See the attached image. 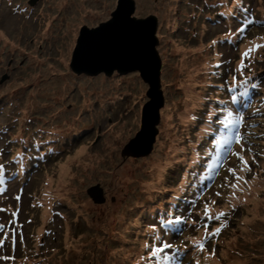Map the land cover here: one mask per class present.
<instances>
[{"label":"rangeland","instance_id":"rangeland-1","mask_svg":"<svg viewBox=\"0 0 264 264\" xmlns=\"http://www.w3.org/2000/svg\"><path fill=\"white\" fill-rule=\"evenodd\" d=\"M19 1L26 2L27 0ZM42 1L43 0L35 2L37 3L36 7L40 5V18L39 14H37L32 15L28 20L24 18V20L22 15L17 18L18 12H13L15 10L13 4L9 2V7L6 0H0V35L2 34L4 37L0 41V78L2 74L12 72V76L6 80L5 83L0 84V134L6 135L10 133V136H12V132L15 130L16 132L21 131L20 133L23 135L26 134L25 137H21L20 133L15 136L20 138L11 142L10 147L13 150V156L7 160H16L13 157L20 152L30 153L25 150V146L28 141L31 140L33 133L40 131L37 134L39 138L41 136L46 138V135L50 133H57L64 137L65 140L67 139L66 141L68 142L69 138H74L72 133L75 131L74 129L77 126V121H74L71 128L67 129L57 126L58 124L63 123L64 120H71L72 117H75V119L85 118V120L88 119L90 122L94 121L93 124L86 122V125L83 126L89 130H84L87 134L81 139V143L76 145L73 149L65 148V150H68L66 158L60 160L54 168L53 166H49L52 170L48 173L41 174L39 180L35 183V186L38 185L37 189H40V185L44 183L46 178L54 185L62 184L59 183L62 179L59 177L60 170L58 168L68 162V160L74 156L73 153L76 154L81 147H88L86 151V155L90 158V160L87 161L88 166L83 167L80 161L70 162V174L76 172V175L71 176L73 180L72 184H69V175L66 176V180L63 182L64 187L71 186L75 188L65 197L64 202L68 205V209H66L64 205L61 207L67 219H60L58 213H56L54 218L52 216L49 217L53 218L54 222L57 221L56 228L58 229V233H55L56 237H51V243L53 244L49 247V253L51 254L49 262L53 259V264H132L136 252L134 251L133 245L135 241L130 237L136 236L141 229L138 226H133L134 222H138L135 216L137 214L144 216L143 213L146 208L147 212H149L156 208H154V206H159V204H163L167 201L168 199L165 198L152 200L157 194V191L163 187L162 185H158V178H160V180L163 178L168 180L165 173L169 168L179 170L185 164L190 163L188 153H181V143L176 136V134L179 135L180 133L185 134L188 132V130H186L188 118H185V120L183 119V129L176 131L177 118L172 115H167L166 113V111L175 113L173 109L179 106L181 91L176 87L177 79L181 76V73L183 79L180 81H185L187 83L188 78L183 70H198L206 65L205 62L208 60L207 58L210 57V49L208 48L209 44L212 43L213 38L211 37L219 35L222 27L219 24L212 26L211 23H206V25H203L201 32L200 27L194 32L193 28L198 25V20L193 23H191V20L197 11L196 4L198 0H162L161 2H155L154 0H135V15L137 17L147 18L148 16L150 17L156 14L160 19L157 30L159 36L157 48L161 52L165 65L163 89L164 91L166 90L165 95L167 93L169 105V107L166 109L163 108L161 111L162 117L159 123L161 133H159L158 136L160 140H158L156 149L154 148V151L150 155L138 158L128 154L126 155V153L123 154L122 149L125 144L130 143L129 138L132 136L133 138L136 137V133L141 128V118L138 108L148 101L149 97L146 94L148 85H143V89L139 90V95L138 89H136L137 85L134 84V82H136V79L141 81V78L138 77L139 74L135 72L126 75L114 73V75L108 77L103 74L97 76L85 75L86 78H80V82L77 81V83H75L72 75L76 73L73 72L70 67L72 53L76 46L81 27L83 25L92 27L98 22L106 21L109 18L111 19V13L117 8L119 0H95L96 2L92 0ZM209 2L214 1L210 0ZM105 4L109 5L103 7ZM203 4L204 2L201 0L199 2L200 10ZM56 5L57 7L55 8ZM248 5L249 2L244 4V6ZM124 6L126 8V13H128L130 7H128V4L127 6L124 4ZM263 7L264 0H261L257 7L259 12H264ZM10 10L13 13H11ZM236 20L239 21L238 19ZM151 23V21L146 22L144 30H141V32L148 31L147 29L150 30L152 27ZM55 24H57L58 27ZM53 27L54 29H52ZM185 27L190 30L188 31L190 33L183 35L187 37L191 35L192 39H183L182 42L184 43L173 40L174 35H182ZM208 28H210L209 32ZM27 29H29V33L26 32ZM54 35H57V38H52ZM203 35L205 36L203 37ZM177 38L182 39V37ZM252 39L253 36L244 39V43L239 50L240 53L254 45V42L251 41ZM263 40L264 39H259L255 42L261 44L260 41ZM13 43H16L15 48L10 46ZM137 43H139L138 40ZM97 47L98 49L104 48V45L100 42ZM109 51L110 50H108V52ZM255 52L264 59V48H260ZM114 55L115 53L111 56L108 55L106 58L108 64L112 65V62L115 61H131L127 58L119 59V54L117 57ZM132 57L135 59V62H141L136 56ZM10 61L11 64L6 65V63ZM49 66L52 68L47 75H42V70L48 69ZM136 74L138 75L137 77ZM77 85H81L82 89L79 93L76 92L75 94ZM185 85L186 84L183 83V86ZM138 86H141V82ZM105 87L106 92L110 95L106 103L107 106L102 110L99 117L96 116L95 119H92L90 112H87V104L95 102L94 107H96L98 102L97 97H94V93L100 92ZM196 88H198V85ZM159 91L160 87L157 88L155 92L157 93ZM34 92H37L40 96L45 92L46 97H50L51 95V104L56 102L54 109L58 107V110L62 112V109L66 106L67 109L64 111L67 112L69 117H67L65 113L64 120L56 118L57 116L53 118L51 114L53 113L55 116L58 110H53V106L50 105L49 110H46L43 114L45 120H42L41 115L38 114L41 110L38 112L32 111L37 109L40 104L44 105L45 103L36 98V96H33ZM121 92L126 98L121 97L120 101L112 103V101L117 99H112L114 96H122ZM148 93H150V91ZM201 93L205 94V91L202 90ZM42 100L46 99L43 98ZM63 100L64 103L60 106ZM130 101L132 102L130 103ZM101 107L102 106H99V108ZM126 114V118L130 121V124L127 125L126 128L131 130L129 133L130 135H128L121 142V145L115 149L116 153H113L112 149L106 150L108 147L106 141L108 138L112 139L110 134L116 128V122L117 124L124 123V116ZM98 122L103 125L100 131H97ZM101 124L98 125V129ZM43 127L48 128L49 132H44ZM7 128L12 129V131H8ZM97 135L99 136L97 137ZM24 140L26 144L23 143ZM48 147L56 148L58 146L50 145ZM6 148V141L1 139L0 152H5ZM125 148L123 150H125ZM222 150L216 152H222ZM240 151L241 150L238 152ZM8 153L9 152H5V154ZM242 154L247 162H249L251 169L250 175L257 176L264 161L260 159L259 155L255 156L247 151L246 154L245 152H242ZM125 155L127 158H123ZM178 156L182 157L181 163L177 161L176 157ZM154 157L162 160L161 172L160 170H154L155 167L150 165L151 159ZM231 160L242 170L243 166L238 157L234 155ZM16 161L21 163V160ZM251 166H254V168ZM15 167V165L12 166V168ZM4 170L2 172H4ZM159 172L160 176L158 175ZM36 174L37 173L33 171L32 167L30 172L24 175L30 176L27 181L30 185L33 184L37 178L38 174ZM259 177H261L264 182V170L260 172ZM0 180L8 181L9 179L8 177L2 176ZM97 182H102L105 191L108 193V200L103 205L94 204L86 194V188ZM241 182V187H244V191L252 194L249 201L245 200V202L248 203L247 206L250 208L256 207V211L262 213L264 211V183L261 184L263 185L261 189L259 188L261 185L255 187L257 185L256 183L253 184L255 185L253 187L247 185L244 180H241ZM16 183L17 182L11 183L8 195L13 196L19 191L18 188L15 187ZM18 184L22 187L24 186L20 183ZM234 190V188H231L226 194L221 195L220 203L225 199L235 202L234 198L229 199ZM252 190L255 193H252ZM28 192H30L29 187ZM27 194L28 193H23L20 194V196L23 198L26 197ZM30 197L32 199V193H30ZM111 197H115L114 203L110 200ZM28 201H32L31 203L33 205L39 202L34 199ZM239 202H241L240 199ZM47 204L41 207L36 206L33 209V211L36 210L38 213L35 216L39 217V223L42 225L46 224L47 214L51 211L47 207ZM139 204H142L138 208L139 211L136 210L135 213H133L132 209ZM238 205L237 203V206ZM56 206L60 205L58 204ZM13 207L21 211L26 208L27 205H19L11 199L10 201H5L3 209L8 208L12 210ZM41 212L45 215H42ZM240 212H242V214ZM80 214H83V216ZM25 216L24 214V218ZM2 217L5 220H9L8 234L13 233V229H18L17 224L20 222V217L16 216L13 217V219H9L7 211H0V220ZM234 218L237 220L239 219V221L238 223L233 221L232 226L227 231L228 235L230 229L236 226L241 229L235 228L231 233L236 235L238 232L239 236L244 235V242L233 243V245L239 246V250L237 251L238 254L233 253L234 259L241 260L242 257L248 253L264 254V218L252 221L251 212L246 210L244 215L242 207ZM12 220L15 222V228L14 226L10 228ZM60 222L62 224L59 226ZM246 226L247 228H245ZM47 227H50V225H47ZM116 232L123 235L128 240L125 241L116 234ZM66 234H68V237L64 239ZM96 234L98 237H102V239L97 238ZM27 237L28 246L25 237L23 241L19 240V242L17 239H15V241L19 243L18 245H22V242L25 244V246H23V256L32 260V256H30L32 249L30 246L38 247L39 245L33 244L34 235L31 231L28 233ZM91 237L94 240L95 238L98 240L93 246L89 247L91 253L86 251L84 246L79 248L82 258L84 259L83 261H79L78 248L75 247L72 251L70 249L73 246L72 243L83 238L81 242L90 244L92 241ZM223 242H225V239ZM58 246L61 251H59ZM71 252H73L75 258ZM64 258H66V262L62 263ZM16 264L18 263L16 262ZM225 264H234V261L228 260ZM249 264H257V262H249Z\"/></svg>","mask_w":264,"mask_h":264},{"label":"water","instance_id":"water-1","mask_svg":"<svg viewBox=\"0 0 264 264\" xmlns=\"http://www.w3.org/2000/svg\"><path fill=\"white\" fill-rule=\"evenodd\" d=\"M124 4L126 6L128 4V7H130L128 13H126ZM135 12V0H119L117 8L111 13L112 18H109L107 22H103L97 27L82 26L72 53L70 67L76 74L85 73L90 76H97L102 73H105L106 76H112L115 71L126 75L137 71L140 73L142 79L150 85V93L147 94L150 101L144 106L141 129L136 137L125 146V150H123V154L126 153V155L140 157L148 155L156 142L158 135L156 125L159 123V109L163 106V100L160 78L161 58L157 48L159 44L157 36L158 19L155 15L139 18L135 15ZM150 21L152 22L151 29L141 32V30H144L145 23ZM118 27H130L131 29L129 33L124 31L125 34L122 33L124 37L120 36L118 39L123 48H120L119 56L117 55L119 59L127 58L131 61H115L110 65L105 56L91 59H85L82 56L85 46L90 49L102 50L106 54L110 50V53L115 48L114 45H112L107 37L102 40H98V38L103 33L114 31ZM137 40L139 43H137ZM100 42H102L104 48L98 49L97 45ZM130 54L134 57L136 56L141 62H135V59ZM5 79L6 77H3V81ZM159 87L160 91L156 93L155 91ZM87 192L94 202L98 204L105 202L104 191L99 184L90 187Z\"/></svg>","mask_w":264,"mask_h":264},{"label":"snow or ice","instance_id":"snow-or-ice-1","mask_svg":"<svg viewBox=\"0 0 264 264\" xmlns=\"http://www.w3.org/2000/svg\"><path fill=\"white\" fill-rule=\"evenodd\" d=\"M225 18H228L230 16H235L234 13H225L223 14ZM209 20L215 22L212 17L208 18ZM254 23L253 19H246V21L243 23L241 27H239L235 32H233L231 29L227 33H225L224 38L221 41L213 40L212 44L215 45L217 43H227L232 45L233 47H237L239 43L242 41L246 34V30L249 28L250 25ZM260 48H264V44L256 43L251 47H248L246 50H244L241 53V62L239 65V68L237 69L238 72H243V70L248 67V64H245L244 61L247 60L251 62L252 54L257 51ZM106 53H104L102 50H95L90 49L89 47L85 46V49L82 53V56L85 59H91L94 57H101L104 56ZM219 67V66H218ZM255 77H245L244 79H238L237 84L235 86L230 85L229 86V92L231 93L230 102H235L233 104V109L228 111V116L224 119L219 121L220 124L224 125V131H221L219 134V138L213 140V143L219 145L220 149H225L227 154L235 155L238 157L241 161V164L243 166V169L251 170L250 166L248 165L247 160L244 158L242 152L245 150L243 148V145L245 143V134L242 132V129L245 124L246 120V111L251 107L252 103L254 102L255 93L260 91V81H257L256 83H253L252 81L255 80ZM223 103V102H222ZM224 108L221 109L223 111ZM195 118V117H194ZM205 131H209L208 129H205ZM58 142V141H53ZM26 143V142H25ZM47 143V142H45ZM236 144L241 145V151L235 152L234 146ZM48 153L55 152L54 148L48 147L47 149ZM2 154V152H0ZM47 153L40 154L38 159L44 160ZM23 156V154H21ZM16 160H21V157L18 156L15 158ZM223 159L227 160V156L225 155ZM21 164L24 165L23 169H20V174H23L24 169L28 167L27 164H24V161L21 160ZM5 165L3 163H0V172H2L5 169ZM215 170V162L209 165V174L212 173ZM229 173L235 177V180L237 183L231 184L230 186L234 189H240V181L244 180L243 177H241L235 168H229ZM218 171H216V175H218ZM16 173H13L11 177H8L9 180L15 179ZM208 178L211 180L212 176L209 175ZM247 183V181H244ZM223 187V185H221ZM6 189H0V192L5 191ZM210 190L209 188H206L200 192V196L196 199H193L191 201H185L190 208L189 215L191 214V211H194L196 204L198 203L199 199H202L205 191ZM242 190V189H241ZM21 193L23 192V189L20 190ZM218 196L221 195V193H216ZM16 201H20L21 196L17 195L15 196ZM212 204L215 203V201L211 202ZM233 209H235V205H233ZM0 211H7V209H0ZM14 217L18 216V211H15L12 213ZM229 213L227 212H218L213 213L211 210V205L209 203L204 204V217L208 220H216V221H224L221 223L220 227H217L214 229V231L208 232L207 228L209 227L208 224H204L203 226L206 229L204 239L195 241L194 246L198 248L201 252L205 251L206 248V242L214 237H218L219 234L223 231L225 227H227V222L225 221V217L228 216ZM159 223L162 225V227L165 229V235H178L182 236L185 228L188 226L187 217L183 215H175L173 211L169 212V215L167 217H160ZM6 225L0 223V231L4 230ZM13 231V237H12V243L15 244V229ZM8 239V234L4 233V239H0V246H3L5 240ZM155 239L157 241H161L160 246H157L154 248L152 255H157L158 253H162L165 251V249H176V252L173 255L165 256L164 258L167 260H176L180 256L181 252L186 253L188 251L187 247L185 246L182 250L179 246L175 245L174 243H169L167 240L162 239L160 235H156ZM215 253L213 252L212 255ZM4 259H8V257H4ZM14 259V257H13ZM196 264H199L197 261Z\"/></svg>","mask_w":264,"mask_h":264},{"label":"bare ground","instance_id":"bare-ground-1","mask_svg":"<svg viewBox=\"0 0 264 264\" xmlns=\"http://www.w3.org/2000/svg\"><path fill=\"white\" fill-rule=\"evenodd\" d=\"M55 1V0H54ZM61 1H64V0H61ZM93 2H96L95 0H92ZM81 2V1H80ZM102 2V1H101ZM108 6L109 4H105V5H103V7H105V6ZM57 7V5L55 6V8ZM99 8H100V6H99ZM94 14H96V13H94ZM62 20V19H61ZM72 21H73V18H72ZM132 28V27H131ZM130 27H118L116 30H114V31H107V32H105V33H103V35L102 36H100L99 38H98V40H102L103 38H105V37H107L108 39H109V41L112 43V45H114V49L109 53L108 52V54H105L104 56L107 58L108 57V55H113V53H115V55H116V57H117V55L119 54V52H120V48H123V46H122V44H120L119 43V41H118V39L120 38V36L121 37H124L123 36V34L122 33H124L125 34V32L124 31H126V32H130ZM26 32L27 33H29V29H27L26 30ZM4 37H3V35L1 34L0 35V40L1 39H3ZM188 38H189V40H191L192 39V36L191 35H188ZM15 45H16V43H13V44H11L10 46L12 47V48H15ZM115 51H118V52H115ZM114 55V56H115ZM27 68V67H26ZM52 67L51 66H49L48 67V69H44V70H42V75H47V73L50 71V69H51ZM136 89H138V90H142L143 89V86H136ZM44 90V89H43ZM186 101H189L190 99L189 98H184ZM97 102L100 104V106H102V108H105V105H106V102L104 103V102H102V98H98V100H97ZM132 101H130V103H131ZM90 104V103H89ZM95 104V103H94ZM88 105V104H87ZM110 105H112V104H110ZM109 105V106H110ZM166 113H167V115H172V116H174L175 118H179V115H177V114H175V113H173V112H171V111H166ZM200 115L202 116V117H204L205 116V112L204 111H202L201 113H200ZM55 116H60V114H58V115H55ZM84 121L86 122V120H85V118H84ZM65 124L67 125L68 124V120L65 122ZM130 124V122L129 121H127V122H124V123H120V124H116V128H115V130H113L112 131V133L110 134V136L112 137V139H110V138H108V140L106 141L107 142V144H108V147L106 148V150H109V149H112L113 150V153H116V151H115V149H117L118 148V146L119 145H121V142L129 135V133L131 132V130L130 129H127L126 127H127V125H129ZM200 131H203L202 129H199ZM189 132H190V134L191 135H193V136H199V137H202V138H219V134H217V135H215L214 133H211V132H208L207 134H201V133H199L198 131H197V129H195V128H193V125H191L190 126V128H189ZM124 133V134H123ZM87 134V132L86 131H81V129H78L76 132H75V134H73V137L74 138H77V137H80V136H84V135H86ZM158 140H160V139H158ZM245 140H246V137H245ZM31 142H34V143H41L42 142V139H34V137H31V140H30ZM262 144H264V142L262 141ZM249 149L250 150H252V151H255L256 150V147L255 146H253V145H249ZM25 150L26 151H29V149L26 147L25 148ZM222 150V149H221ZM86 151H87V148L86 147H83L82 149H80L76 154H75V161H80L81 163H82V165H83V167H86V166H88V163H87V161H89L90 160V158L86 155ZM223 152L225 151V149H223L222 150ZM25 154L27 155V156H29V155H31V153H28V152H25ZM51 153H49V155H50ZM48 155V156H49ZM195 157L196 156H194V157H192V159L194 160V162H195ZM177 158V161H180V162H182V157L181 156H178V157H176ZM203 158V157H202ZM201 159V158H200ZM219 159H220V156H219V158L217 157V159H216V161H215V168L217 167V165H218V161H219ZM152 161H151V163H150V165L151 166H153V167H155L156 169H158L160 166H161V162H162V160H159L158 158H153V159H151ZM18 163H20V162H18ZM70 163V162H69ZM199 163V162H198ZM196 164H197V162H196ZM27 165H28V167L27 168H29V170H28V172H26V173H23V174H20V173H18L17 175H16V178L15 179H19V180H26L29 176H24V175H26V174H28L29 172H30V170L32 169V168H30V165H31V163L30 162H27ZM38 165H39V163H35V164H33V170H35V169H37V167H38ZM205 166L207 167V165H206V163H205ZM207 168H209V167H207ZM62 169H64L65 170V173H63V180L66 178V176L67 175H71L70 173H69V171H70V164H67L66 166H64ZM182 171H183V174L185 175V176H187V175H189L190 173H192V167H191V165L190 164H185L184 166H182ZM214 173V171L212 172V173H210L209 175H212ZM208 175V176H209ZM208 176H207V179H209L208 178ZM15 179H11V180H8V181H4V183H3V185H6V184H8V183H10V182H12L13 180H15ZM259 188H263V185H261ZM0 189H2V187H0ZM178 195H179V193H178ZM162 196H165L166 197V199H170L171 198V196H173L172 198H174V200H176L177 201V195H175V194H173L171 191H170V187H169V185H166V186H163V187H161L158 191H157V194L154 196V198L152 199V200H160L161 198H162ZM3 201H4V199H2V201L0 202V204L1 203H3ZM191 201V200H190ZM255 201V200H254ZM256 202V201H255ZM18 204H20V203H18ZM160 205H164V207H167V205H169V200H167V201H165L164 202V204H159V206H154V208L155 209H153L152 211H151V213H150V216H149V213L145 210V212L143 213L144 214V216H145V218H144V220H149V217L150 218H157V222H158V224H159V226H161L162 227V225L159 223V220H160V217H161V210L158 208V207H161ZM150 207V206H149ZM148 207V208H149ZM132 210H135V207L132 209ZM137 211H139V209L137 208L136 209ZM132 212H135V211H132ZM255 218H263V216H262V214L261 213H258V214H256L255 215ZM247 220V219H246ZM143 224V223H142ZM142 224L140 223V227L142 226ZM174 236H176V235H173L172 236V238H174ZM66 237H68V234H66L65 236H64V239H66ZM165 238H167V236H165ZM83 238H81L79 241H78V243L75 245V247H77V248H80L81 246H84V248H89V246L91 247V246H93V242H94V240H92V242H91V244H86V243H84V242H81V240H82ZM125 240L127 241L128 239L127 238H125ZM167 241H170V239H166ZM88 251H90L89 249H88ZM193 253H194V251L192 250V251H189L188 253H183V252H181V254H180V257L181 256H185V257H187L188 259H190V257H193ZM78 259H79V261H82V255H81V252L80 251H78ZM66 261V258H64L63 260H62V263H64ZM53 262H54V260L53 259H51V261L48 263V264H53ZM154 263H156V264H162V262H161V260H155L154 261ZM66 264H69V263H66ZM173 264H177L176 263V261H174L173 260ZM180 264H184V262H180Z\"/></svg>","mask_w":264,"mask_h":264},{"label":"trees","instance_id":"trees-1","mask_svg":"<svg viewBox=\"0 0 264 264\" xmlns=\"http://www.w3.org/2000/svg\"><path fill=\"white\" fill-rule=\"evenodd\" d=\"M54 1V0H53ZM55 1H58V0H55ZM54 1V2H55ZM155 2H161L162 0H154ZM240 1H244V0H240ZM59 2V1H58ZM238 7H240L239 5H238ZM251 8V7H250ZM249 8V9H250ZM114 11V10H113ZM112 11V12H113ZM154 14V13H153ZM147 17V16H146ZM139 18H145V17H139ZM109 19H107L106 21H102V22H98V23H96L94 26H92V27H97V26H99L101 23H103V22H107ZM259 22H260V24L261 25H264V18H260L259 20H258ZM237 23V22H236ZM84 26V25H83ZM88 27H91V26H89V25H87ZM186 35H180V36H173V40H175V41H177V42H181V43H184V42H182V40L183 39H186V38H188L187 36L185 37ZM177 37H182V39H178ZM256 43H259V42H255L254 41V44H256ZM256 58V60L258 61V60H263L264 61V59L263 58H261V56L260 55H258L257 57H255ZM235 59V58H234ZM232 71V70H231ZM72 77H73V79H74V81H75V83H77V81L78 82H80V78H86L85 77V74L84 73H81V74H73L72 75ZM141 82V86H143L144 85V83L142 82V81H137V79H136V82H134V84H136L137 86L139 85V83ZM74 89V88H73ZM81 85H77L76 86V90H75V94H76V92H80L81 91ZM69 91V90H68ZM205 96H207V95H210L212 92H210L211 90L210 89H208V88H205ZM138 92H139V90H138ZM192 92H194L193 90H192ZM198 93H199V91H198ZM95 94V96L94 97H97V100H98V98L100 97V98H102V100H104L103 102L105 103H107L108 102V98L110 97V95L106 92V87L103 89V90H101L100 92H98V93H94ZM34 96H36V98H38L40 101H43L45 104L44 105H41L40 104V106L37 108V112L38 111H40L38 114H40L41 115V118H42V120H45L44 119V117H43V114H44V112L46 111V110H49V107H50V105H52L53 106V110H58V107L56 108V109H54V106H55V104H56V102H53L52 104H51V101H50V98L52 97L51 95H50V97H46V92L44 93V94H42V96H40L37 92L36 93H34L33 94ZM196 95H194V93H193V101H195V98L197 97H195ZM77 97V96H76ZM46 99V100H42V99ZM54 98V97H53ZM202 100H203V98H201ZM59 102H60V100H59ZM64 103V100H63V102H61L60 103V106L62 105ZM193 103H197V102H193ZM57 104H58V102H57ZM110 104V103H109ZM99 106H100V104L98 103L97 105H96V107H95V110H94V112H93V114L92 115H95L96 113H98L99 115L101 114V112H102V110L104 109V108H99ZM105 106H107V104L105 105ZM62 108V107H61ZM65 109H67V107L65 106V108H63L62 109V112H61V110H58L57 112H56V114L55 115H57L58 113H63V111L65 110ZM141 105L139 106V108H138V112L140 113V118H141ZM66 114V116L67 117H69L68 116V114H67V112H65ZM52 116H53V118L55 117L54 115H53V113L51 114ZM127 117V114L124 116V121L125 122H127L128 121V119L126 118ZM73 118V117H72ZM71 118V119H72ZM87 121H89L88 119H87ZM45 122H48V121H45ZM91 122H93V121H91ZM130 122V121H129ZM21 132V131H20ZM130 135V134H129ZM85 136V135H84ZM83 145V144H82ZM82 145H80V146H82ZM79 146V147H80ZM83 147H86V146H83ZM83 147H81V149L83 148ZM86 148H88V147H86ZM79 151V150H78ZM74 154V156L72 157V158H70L69 160H68V162H66L65 164H63V165H61L58 169L60 170V178L62 179L63 178V173H65V170L64 169H62L64 166H66L67 164H70L69 162H73V161H75V153H73ZM66 156H67V153L65 154V155H63V156H61V157H59V159L60 158H66ZM263 156V158H264V154L262 155ZM263 158H260V159H263ZM53 161H55V159H52ZM122 160H124V159H122ZM55 165H56V163H55ZM71 171V170H70ZM70 171H69V173H70ZM73 175H76V172L75 173H73V174H71V175H69L68 176V180H69V184H72V182H73V180H72V178H71V176H73ZM212 176V178H213V174L211 175ZM256 179H257V183H259L260 185L261 184H263L264 182L262 181V178L261 177H258V176H256ZM66 180V178L63 180H61V182H59V183H62V184H60V185H54L51 181H49V180H45V182L43 183V184H41L40 186V189H37V187H38V185L37 186H34V188H33V192H34V200L35 201H41V200H44V198H42V197H44V195H43V193H45V195L46 196H49V197H53V199H52V203H56V202H59V201H62L63 199H65L63 196H65V194H67V192H68V190H69V188L71 187L70 185V187H68V186H66V187H64L63 186V182ZM210 183V188H213L214 187V184L212 183V181H210L209 182ZM223 186H224V184H223ZM75 188L73 187V190H74ZM216 194V193H215ZM217 195V194H216ZM38 196V197H37ZM65 203V202H64ZM211 210H212V212L214 213V212H221V210H219V209H216V210H214L213 208H211ZM37 213H35L34 214V212H32V208H30V207H27L26 208V211H25V218H24V220H23V224L25 225V227H26V229L25 230H28L29 232L31 231L32 232V234L34 235V239H33V242H35V241H38V239L40 238V235H38V233H37V231H36V229H40V228H42L43 227V225L41 224V223H39V217H36L35 215H36ZM255 215H256V213H252L251 214V218H252V221L253 220H256L257 218H255ZM237 221V220H236ZM207 224L208 223H211V224H214V226H216V223H218V221H216V220H209V221H207L206 222ZM220 225V224H219ZM41 226V227H40ZM217 227H219V226H217ZM245 228H247V226L245 227ZM94 240V239H93ZM98 239L97 238H95V240H94V242H93V244H95L96 243V241H97ZM241 240H243V238L242 237H239V238H237L235 241H233L232 239H231V237H229V238H227V244L225 245V247H224V251L223 252H221V254H220V263L221 264H225V263H227L228 262V260H232V261H234V264H248V262L246 261V260H235L234 259V256H233V252H234V249H236L237 248V246H235V245H233V243H237V242H239V241H241ZM35 249V254L33 255V258H34V260H36L37 259V256L40 254L41 255V253H42V259H43V264H48V261H49V259H47L46 258V253H45V250L47 249L46 247H45V244H42V245H40L39 247H35L34 248ZM65 253V252H64ZM51 255V254H50ZM230 256H232L231 258H230ZM249 256H251V254L249 253ZM252 262H257V264H264V259H257V260H255V259H252ZM31 263V262H30ZM65 263V262H64Z\"/></svg>","mask_w":264,"mask_h":264},{"label":"clouds","instance_id":"clouds-1","mask_svg":"<svg viewBox=\"0 0 264 264\" xmlns=\"http://www.w3.org/2000/svg\"><path fill=\"white\" fill-rule=\"evenodd\" d=\"M154 15L157 17V19H158V23H159V20H160L159 17H158L156 14H154ZM158 52H159V55L162 56V55H161V52L159 51V49H158ZM148 99H150V98H148Z\"/></svg>","mask_w":264,"mask_h":264},{"label":"flooded vegetation","instance_id":"flooded-vegetation-1","mask_svg":"<svg viewBox=\"0 0 264 264\" xmlns=\"http://www.w3.org/2000/svg\"><path fill=\"white\" fill-rule=\"evenodd\" d=\"M28 1H29V0H28ZM33 1H34V2H37V1H38V2H39L40 0H33ZM36 4H37V3H35V4H34L33 6H31V7L35 8V7H36ZM31 7H30V8H31ZM31 9H32V8H31ZM18 18H19V17H18Z\"/></svg>","mask_w":264,"mask_h":264}]
</instances>
